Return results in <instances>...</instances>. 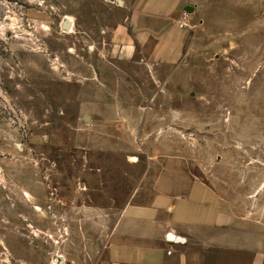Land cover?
<instances>
[{"label":"rangeland","instance_id":"1","mask_svg":"<svg viewBox=\"0 0 264 264\" xmlns=\"http://www.w3.org/2000/svg\"><path fill=\"white\" fill-rule=\"evenodd\" d=\"M114 2L0 0V264H47L54 244L42 232L53 231L61 200L53 189L69 200L80 168L125 169L121 158L132 164L128 157L139 150L113 144L122 136L168 131L169 147L191 168L207 169L217 158L240 181L250 174V187L264 183V10L250 14L239 10L245 0L216 1L166 82L167 68L109 56L110 30L124 16ZM227 15L233 29L221 24ZM66 17L69 32L61 28ZM162 88L150 102L151 91ZM133 101L144 115L132 111L130 118L148 120L137 132L121 109ZM103 151L117 158L102 160Z\"/></svg>","mask_w":264,"mask_h":264},{"label":"crops","instance_id":"2","mask_svg":"<svg viewBox=\"0 0 264 264\" xmlns=\"http://www.w3.org/2000/svg\"><path fill=\"white\" fill-rule=\"evenodd\" d=\"M113 1L124 16L110 30L109 56L126 62L137 58L150 70L167 68L164 79L169 82L196 45L190 33L204 25L207 11L215 13L220 0ZM260 1L245 0L239 10L259 14L264 10ZM183 11L189 13V23L179 28ZM229 18L221 24L233 29ZM213 23L220 26L218 20ZM156 89L150 102L164 95L163 88ZM133 103L121 109L129 114L124 123L137 132L148 120L130 118L132 111L144 115L139 113L143 107ZM157 133L115 138L113 144L124 141L126 150H139L143 157L137 153L133 161L129 156L132 164L121 158L125 169L117 164L80 168L76 185L67 187L74 198L67 200L61 189H53L61 200L53 212V231L42 232L54 244L47 264L55 257L59 264H264V183L250 187V174L240 181L217 158L207 169L191 168L188 158L174 155L169 147L168 131ZM99 155L102 160L117 158L110 151Z\"/></svg>","mask_w":264,"mask_h":264},{"label":"built area","instance_id":"3","mask_svg":"<svg viewBox=\"0 0 264 264\" xmlns=\"http://www.w3.org/2000/svg\"><path fill=\"white\" fill-rule=\"evenodd\" d=\"M186 17L187 15L185 13H183L182 17H181V21L178 23V27L179 28H183L186 26ZM50 264H59L57 257L53 258L50 262Z\"/></svg>","mask_w":264,"mask_h":264},{"label":"bare ground","instance_id":"4","mask_svg":"<svg viewBox=\"0 0 264 264\" xmlns=\"http://www.w3.org/2000/svg\"><path fill=\"white\" fill-rule=\"evenodd\" d=\"M65 20H66V25H67V27L69 26V27L66 29V31L69 32V31L71 30V21H70V19H69L68 17H66ZM132 160L134 161L135 159L132 158Z\"/></svg>","mask_w":264,"mask_h":264},{"label":"water","instance_id":"5","mask_svg":"<svg viewBox=\"0 0 264 264\" xmlns=\"http://www.w3.org/2000/svg\"><path fill=\"white\" fill-rule=\"evenodd\" d=\"M68 27H69V26H68ZM68 27H67V25H66V20L64 19V21H63V23H62V25H61V28L65 30V29H67Z\"/></svg>","mask_w":264,"mask_h":264}]
</instances>
